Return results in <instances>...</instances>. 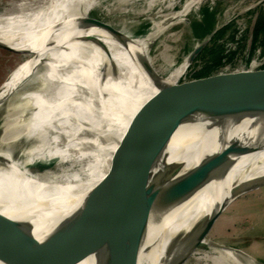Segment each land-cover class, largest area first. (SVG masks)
I'll list each match as a JSON object with an SVG mask.
<instances>
[{"label":"bare ground","instance_id":"bare-ground-1","mask_svg":"<svg viewBox=\"0 0 264 264\" xmlns=\"http://www.w3.org/2000/svg\"><path fill=\"white\" fill-rule=\"evenodd\" d=\"M100 1L0 0V39L17 49L36 53L35 57L52 65L41 76L47 77L49 87L30 98L31 110H28L34 111L33 116L37 122L50 123L59 133H70L74 136L81 129L93 133L92 141L84 142H92L96 146V156L99 158L92 160L89 155L81 152L77 161L91 159L89 170L83 173L86 178L78 174L73 181L62 180L56 184H46L26 176L28 173L19 168V163L13 164V158L8 157L9 153L6 156L0 154V213L30 224L35 239L33 247L39 248L38 245L42 247L52 243L55 232L65 228L64 226L70 227L66 232L67 238L79 236L86 229L85 226L96 218L95 214L82 215L81 210L96 187L110 174L115 152L126 137L134 118L160 92L162 86L180 85L178 80L181 69L167 78H161L157 73L151 76L139 66L134 55L128 54L127 49L115 39L108 28L83 26L82 21L98 7ZM196 16L200 19V13ZM146 44L145 40H136L130 48L136 54H146L150 47ZM103 46L109 47L112 57L107 56ZM38 61L31 58L0 88V107L14 90L21 88L17 83L28 75L31 66ZM110 64L118 66V75L114 77L107 73V77L103 78L105 75L102 76L98 67H109ZM177 91L188 101H194L199 96V92L193 87H180ZM162 101L167 105V100ZM149 106L154 109L155 104L151 103ZM168 108L174 115L178 111L175 104ZM190 109L178 111V114L185 115L186 120L168 136L162 155L150 169L149 184L166 183L180 167H184L185 172L197 166L206 156L222 151L233 139L254 143L255 125L261 121V117H247L237 122L228 118H211L200 110L191 113ZM151 118L159 127H163L167 121L163 116L161 118L155 114ZM68 123L73 124V127L67 128ZM147 134L150 135V132ZM261 177H264V149L238 158L224 178L211 182L181 206L169 211L155 229L148 231L139 264H179L192 256L196 246L207 241L196 240L180 252L168 256L165 251L172 236L190 229L194 223L216 213L230 199V192L239 183ZM202 203H205V207L200 211ZM61 245L59 242L58 247ZM107 251L93 254L78 264H101L109 253ZM31 252L30 250L24 256L22 264L29 261ZM225 255L229 264H250L237 252L226 251Z\"/></svg>","mask_w":264,"mask_h":264},{"label":"water","instance_id":"water-1","mask_svg":"<svg viewBox=\"0 0 264 264\" xmlns=\"http://www.w3.org/2000/svg\"><path fill=\"white\" fill-rule=\"evenodd\" d=\"M130 1L134 5L144 3V7L148 9L155 8L158 2L163 1L169 3L173 9L172 13L165 16L164 19L152 20L149 23L142 15V20L135 28L131 29L132 31L120 32L111 27L108 28L115 39L127 49L128 54L134 55L139 66L151 76H154V73H159L150 57L151 49L148 46L146 54H136L130 48L134 41L145 40L146 45H149L175 20L187 16L191 12L228 6L244 8L248 11L264 5V0ZM82 23L88 27L103 25L101 20L94 18L91 14ZM218 30L219 28H216L210 36L213 37ZM204 46L205 43L199 45L176 68H173L174 64L170 65L168 60L164 61L168 66L170 65L171 69L173 68L171 73L188 63L183 74L185 79L197 73L202 76L180 85L162 86L160 92L149 103L155 104L154 109H151L148 104L140 110L127 131L126 137L123 138L115 152L110 174L96 187L95 192L81 210V214L84 216L87 214L96 216L88 226H85L86 229L79 236L74 237L73 235L71 238H67L68 233L66 232L70 227L64 226L65 228L55 232L56 236L52 243H47L42 247L38 245V248L33 247L35 239L27 221H17L0 213V262L22 264V259L31 250L29 261L25 264H78L93 254H100L102 251L108 250L107 253H109L101 264H139L140 256L145 249L148 231L158 226L164 215L181 206L211 182L224 178L230 168L236 164L238 158L264 149V59L258 63V69L250 68L253 62L257 63L255 60L249 65L209 64L196 58ZM102 49L109 58L112 57L109 47L103 46ZM0 51L21 57V60L0 83V88L5 86L12 74L31 58L39 61L31 66L28 75L20 80L17 86L28 89V86L33 83L43 86L45 90L49 87L50 83L41 77L47 73L49 66L52 67L49 62L33 56L26 50L17 49L1 39ZM55 67L57 70V65ZM98 69L102 76L107 73L113 74L114 77L118 75V66L115 64H110L109 67L100 65ZM106 77L105 75L103 78ZM78 84L82 86L80 83ZM180 87L197 89L198 98H195L194 101L184 99L183 94L177 91ZM171 95L174 96L170 100ZM162 100H167V105ZM173 104L178 111L191 108V113L200 110L211 118H228L237 122H241L247 117H261L259 119L261 121L255 125L254 143L249 144L242 139H233L222 151L206 156L197 166L185 172H183L184 167H180L166 183L149 184L150 169L162 155L163 149L168 143V136L186 120L185 115L178 114V111L175 115L170 113L168 106L172 107ZM154 114L161 118L163 116L164 120H167L163 127H159L155 123L156 117L155 120L151 118ZM149 132L150 135L147 134ZM77 162H83V160ZM34 171L43 180L54 182L50 175L51 167ZM262 185H264V177L239 183L230 192V199L225 201L216 213L194 223L190 229L175 233L166 248V255L180 252L196 240H206L215 221L229 204ZM131 211L132 213L128 216ZM59 242L62 245L58 247ZM200 245L196 246V249ZM217 247L225 251L238 252L228 247Z\"/></svg>","mask_w":264,"mask_h":264},{"label":"rangeland","instance_id":"rangeland-1","mask_svg":"<svg viewBox=\"0 0 264 264\" xmlns=\"http://www.w3.org/2000/svg\"><path fill=\"white\" fill-rule=\"evenodd\" d=\"M2 7L4 6L2 5ZM262 7L264 8V5L248 11L244 8L229 6L212 10L205 9L191 12L187 16L178 18L179 20H175L176 23L169 25L149 44L151 49L150 57L153 60L154 66L159 71L157 74L161 78H167L173 73H171L172 69L178 67L182 60L190 56L202 43H205V46L201 52L207 47H213V37L210 34H202L201 30L198 34L199 37H197L194 29L195 24L204 23L208 17H214L215 21L209 20V22L219 29L235 23L236 29L239 30L236 41H232L226 36L217 43L225 47L224 62H228L231 54L235 52L236 56L233 61L237 65H242L250 56V44L245 46L244 43L246 41L243 40L242 36L245 31H249L252 28L258 13L257 10ZM172 11L173 9L169 6V3L167 4V2L163 1L158 2L155 8L148 9L144 7V3L134 5L129 0H103L102 2L100 1L98 7L90 12V14L94 18L101 20L103 24L95 28L106 29L112 26V29L124 32L125 30L132 31L131 29L135 28L139 21L142 20V15L145 21L149 23L152 20L164 19L165 15H170ZM198 13H200V19L196 16ZM201 52L196 57L198 60H200ZM261 54V50H258L257 55L251 62L253 60L261 62L264 59V55L260 56ZM32 55L35 56L36 53H32ZM20 60V56H13L0 51V83ZM166 60L170 62V65L174 64L172 69L170 65L168 66V64L164 63ZM187 65L185 63L179 68L182 72L178 80L179 84L198 79L194 75L186 79L183 78ZM250 68L258 69V63L253 62ZM230 71L232 72V69ZM46 78H43V80L46 81ZM28 87V89L18 88L14 90L0 107V154L6 156L9 153L8 157L13 158V164L19 163V168L28 173L26 176L46 184H56L62 180L73 181L80 174V177L83 175V178H86L84 174L90 168L88 165H91L90 160L99 159L96 156L98 154L96 146L92 142H87V144L84 142L85 140L92 141L94 134L81 129L72 136L70 133L57 132L56 128L50 123L43 124L37 122L33 116L35 114L34 111H30V98L38 91H44L45 89L43 86L33 83ZM37 111L39 112V109ZM66 126L67 128H72L73 124L68 123ZM56 133L62 136H58ZM75 140L77 143H75ZM70 141L72 142L69 143ZM4 144H7V146ZM81 152L89 155L91 159L87 158L83 162H77L78 156L82 154ZM90 154L94 157H91ZM67 156H71L72 158L70 159ZM46 167L52 168L50 175L55 183L43 180L34 171ZM110 170L112 169L110 168ZM25 182L28 181L26 180ZM29 183L34 184L33 182ZM204 205L205 203L200 205V211H203ZM193 218L196 217L194 216ZM205 241L207 243L202 242L192 256L185 258L179 264H229L225 255L226 251L217 246L237 250L238 255L245 262L249 261L250 264H264V185L235 199L229 204L215 221Z\"/></svg>","mask_w":264,"mask_h":264},{"label":"trees","instance_id":"trees-1","mask_svg":"<svg viewBox=\"0 0 264 264\" xmlns=\"http://www.w3.org/2000/svg\"><path fill=\"white\" fill-rule=\"evenodd\" d=\"M258 13L255 18V22L250 28L249 31H245L244 35L242 36L243 40L246 41L244 43L245 46H248L249 44V51H250V56L248 59H246L243 64L244 65H249L251 60L257 55V51L261 50V55H264V8H260L257 10ZM209 20L215 21L214 17H208L204 23H197L194 25V29L196 32V36L199 37L200 31L202 34L209 35L211 34L216 27H214V24L209 22ZM235 23L229 24L227 26H224L222 29H219L215 35L213 36L212 42H213V47L212 48H206L201 52L200 54V60L205 61L209 64H214V65H221V64H231V65H237L235 63L234 57L236 56V53L233 52L228 59V62H224V45H218V41L222 40L224 37L228 36L227 38L230 40L236 41L237 39V34L239 33V30L236 29ZM200 34V35H202ZM202 76V74L197 73L194 75V77L199 78Z\"/></svg>","mask_w":264,"mask_h":264},{"label":"built area","instance_id":"built-area-1","mask_svg":"<svg viewBox=\"0 0 264 264\" xmlns=\"http://www.w3.org/2000/svg\"><path fill=\"white\" fill-rule=\"evenodd\" d=\"M253 61H254V60H253ZM253 61H252V62H253ZM255 61H256L257 63H260L259 60H255ZM252 62H250V63H252ZM242 65H244V64H242Z\"/></svg>","mask_w":264,"mask_h":264}]
</instances>
